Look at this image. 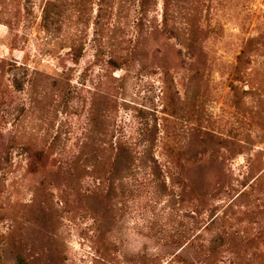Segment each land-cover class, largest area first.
Returning a JSON list of instances; mask_svg holds the SVG:
<instances>
[{
  "label": "rangeland",
  "instance_id": "1",
  "mask_svg": "<svg viewBox=\"0 0 264 264\" xmlns=\"http://www.w3.org/2000/svg\"><path fill=\"white\" fill-rule=\"evenodd\" d=\"M19 256L264 264V0H0V264Z\"/></svg>",
  "mask_w": 264,
  "mask_h": 264
},
{
  "label": "trees",
  "instance_id": "2",
  "mask_svg": "<svg viewBox=\"0 0 264 264\" xmlns=\"http://www.w3.org/2000/svg\"><path fill=\"white\" fill-rule=\"evenodd\" d=\"M217 240H218V238H215V239L210 241L209 250L215 249V245H216ZM18 264H28V262L22 256H19Z\"/></svg>",
  "mask_w": 264,
  "mask_h": 264
}]
</instances>
